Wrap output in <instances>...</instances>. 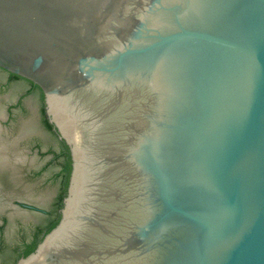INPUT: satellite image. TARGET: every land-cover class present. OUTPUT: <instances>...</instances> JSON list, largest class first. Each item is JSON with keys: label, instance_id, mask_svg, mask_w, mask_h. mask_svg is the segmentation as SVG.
Masks as SVG:
<instances>
[{"label": "water", "instance_id": "1", "mask_svg": "<svg viewBox=\"0 0 264 264\" xmlns=\"http://www.w3.org/2000/svg\"><path fill=\"white\" fill-rule=\"evenodd\" d=\"M0 68L72 159L17 264H264V0H0Z\"/></svg>", "mask_w": 264, "mask_h": 264}, {"label": "flooded vegetation", "instance_id": "2", "mask_svg": "<svg viewBox=\"0 0 264 264\" xmlns=\"http://www.w3.org/2000/svg\"><path fill=\"white\" fill-rule=\"evenodd\" d=\"M42 90L32 82L11 74L0 68V256H13L10 264H17L24 256L25 248L40 240L48 226L43 228L29 225L30 238L23 231L24 221H35L41 217L56 219L61 209L56 201L55 211H49L30 198V192L37 190L33 184L49 164L37 168L38 162L51 157V160L64 161L59 134L49 123L46 114L45 100L42 101ZM44 109V111H43ZM42 121L46 118L49 129V140L37 127V113ZM47 126V125H46ZM53 138L59 150L53 145L46 146V141ZM54 174L64 176L63 166ZM18 224L21 234L17 241L12 240L13 227ZM20 231V230H19ZM24 233V234H23ZM4 264V263H0Z\"/></svg>", "mask_w": 264, "mask_h": 264}, {"label": "rangeland", "instance_id": "3", "mask_svg": "<svg viewBox=\"0 0 264 264\" xmlns=\"http://www.w3.org/2000/svg\"><path fill=\"white\" fill-rule=\"evenodd\" d=\"M37 127L45 134L46 140L50 139L49 138V129L46 126V124L42 121V118L39 114L37 113ZM58 151L59 146L57 144V141H53V138L49 141H46V146H51ZM51 157H47L46 159L38 162L37 168L42 167L46 164H49L48 168L46 171L43 172L39 177H37V180L33 182L34 185L37 186V190L33 191V193L30 192L29 194L23 195V198H30L34 200L38 205L41 207H44L45 209L49 211H55L56 209V201L60 193L61 189V182H62V177H58L57 179H54V173H58L60 169L62 168L61 166V159H56V160H51ZM53 217H41L37 218V220L30 221L29 219L24 221L23 226L26 228L23 232L28 235V238H30L31 231L29 230V225L35 224V227L37 228H43L46 226L48 223L52 221ZM20 230V231H19ZM21 234V227L16 224L13 227L12 231V240L15 242L19 239V236ZM23 233V234H24ZM3 256H0V263L4 264H10L13 260V256L9 257L7 256V259Z\"/></svg>", "mask_w": 264, "mask_h": 264}, {"label": "trees", "instance_id": "4", "mask_svg": "<svg viewBox=\"0 0 264 264\" xmlns=\"http://www.w3.org/2000/svg\"><path fill=\"white\" fill-rule=\"evenodd\" d=\"M41 98H42V101H43V99H44V95L43 94H42ZM43 111H44V109H43ZM44 123L47 125V127L49 129L52 128V126L48 124V121H47L46 118L44 119ZM61 147H62V152L64 154L63 155L64 161H63V164H62L64 176L62 177L61 189H60V193H59V196H58V205L57 206L59 208L63 207V200H64V198L67 195V190H68L70 177H71V172H72V159H71V154H70L69 147L67 146V144L64 141L61 142ZM58 177H61V175L60 174H55L53 178L57 179ZM60 218H61V216L58 215L56 219L52 220L48 224V226L46 228V231H45L43 237L40 240L33 242L32 244L28 245L25 248L24 254H23L24 257L29 256L31 253H33L36 250L37 246L43 241L44 237L48 233H50L59 224Z\"/></svg>", "mask_w": 264, "mask_h": 264}]
</instances>
